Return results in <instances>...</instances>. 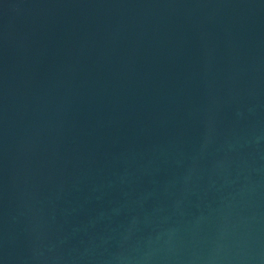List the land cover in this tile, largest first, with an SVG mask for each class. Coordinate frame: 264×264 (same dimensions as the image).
Here are the masks:
<instances>
[{
    "label": "water",
    "instance_id": "water-1",
    "mask_svg": "<svg viewBox=\"0 0 264 264\" xmlns=\"http://www.w3.org/2000/svg\"><path fill=\"white\" fill-rule=\"evenodd\" d=\"M0 264H264V0H0Z\"/></svg>",
    "mask_w": 264,
    "mask_h": 264
}]
</instances>
